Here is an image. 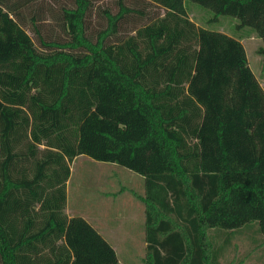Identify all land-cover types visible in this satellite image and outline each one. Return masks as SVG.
Returning a JSON list of instances; mask_svg holds the SVG:
<instances>
[{
    "label": "trees",
    "instance_id": "trees-1",
    "mask_svg": "<svg viewBox=\"0 0 264 264\" xmlns=\"http://www.w3.org/2000/svg\"><path fill=\"white\" fill-rule=\"evenodd\" d=\"M189 1L264 54V0ZM185 2L0 0V264H121L65 211L79 155L143 176V264H217L212 228L264 235V89Z\"/></svg>",
    "mask_w": 264,
    "mask_h": 264
},
{
    "label": "rangeland",
    "instance_id": "rangeland-1",
    "mask_svg": "<svg viewBox=\"0 0 264 264\" xmlns=\"http://www.w3.org/2000/svg\"><path fill=\"white\" fill-rule=\"evenodd\" d=\"M185 8L187 16L198 26L225 32L234 37L244 40V48L247 55L248 64L264 75V55L257 59V49L263 46L262 40H257V35L249 28H238V19L228 15H221L217 22H209L213 16L209 9L192 1L186 0ZM70 176L66 183L67 215L81 216L92 226L102 230L105 235L109 227L116 223L122 227L125 223H132L126 216L127 210L134 208L140 211L143 203L136 195H140L144 190V178L142 175L112 162L97 161L87 155H79L70 164ZM131 226L132 238L134 241L133 251L126 252L119 249V257L124 264H142V223L135 221ZM95 228V227H94ZM116 228V227H115ZM126 229L121 228L120 233ZM247 235L241 238V242L232 249L237 252V264H264V235L257 230V225L253 224L247 229ZM224 231L208 229L206 240L211 245L212 250H218L217 264H232L230 254L232 249L223 247ZM242 258V260L240 259Z\"/></svg>",
    "mask_w": 264,
    "mask_h": 264
},
{
    "label": "crops",
    "instance_id": "crops-1",
    "mask_svg": "<svg viewBox=\"0 0 264 264\" xmlns=\"http://www.w3.org/2000/svg\"><path fill=\"white\" fill-rule=\"evenodd\" d=\"M230 35V34H229ZM239 38V37H236ZM257 40H260L261 38L256 37ZM241 43L244 46V40L242 38H239ZM245 49V48H244ZM258 53V51H257ZM257 55V59L260 58L262 55L264 54H260ZM247 56V55H246ZM261 59V58H260ZM252 72L254 73L255 77L257 78L259 84L261 85V87L264 89V75L263 73L260 71V69L258 70V72H255V70L251 67V65H249ZM144 193V190H143ZM142 193V194H143ZM141 195V194H140ZM137 198V197H136ZM140 202H142L139 198H137ZM144 206V204H143ZM126 216L128 217V219L130 221H133L132 223H125L122 225V227H118L119 225L116 223L113 227H109L108 230H105L107 232V235H105L103 233L102 230L98 229L96 226L95 229L111 244V246L114 248L116 256L119 260V262L121 264H124L123 260L119 257L118 251L119 249L122 251H126V252H132L133 251V244L134 241H128L127 239H125V236H127L126 238H132V233H131V226L134 225L133 223L135 221H138L140 223H142V248L144 249L142 252V256L140 257L141 262L143 264V258L145 256V248H146V241H145V207H141L140 211L138 210L135 211L134 208H131L129 210H127V214ZM253 224L257 225L256 223H251V224H247L241 228L232 230V231H224V239H223V247L230 248L232 249V247L235 249L236 246L242 241L241 238L246 237L247 235H242L240 237V235L242 233H246L248 232L247 229L250 228V226H253ZM116 227V228H115ZM126 229L125 232H123L122 234L120 233V229ZM257 230H258V226H257ZM232 253L230 254V261H232V264H237L234 262L235 259L238 260V254H236L237 252H235L233 249L231 250ZM242 260V258H240Z\"/></svg>",
    "mask_w": 264,
    "mask_h": 264
}]
</instances>
